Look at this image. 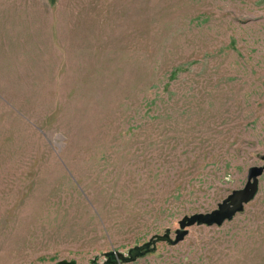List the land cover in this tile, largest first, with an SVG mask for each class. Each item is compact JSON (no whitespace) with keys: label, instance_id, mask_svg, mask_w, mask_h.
Listing matches in <instances>:
<instances>
[{"label":"rangeland","instance_id":"obj_1","mask_svg":"<svg viewBox=\"0 0 264 264\" xmlns=\"http://www.w3.org/2000/svg\"><path fill=\"white\" fill-rule=\"evenodd\" d=\"M263 155L264 0L0 2V264H264V172L231 220L116 255Z\"/></svg>","mask_w":264,"mask_h":264},{"label":"water","instance_id":"obj_2","mask_svg":"<svg viewBox=\"0 0 264 264\" xmlns=\"http://www.w3.org/2000/svg\"><path fill=\"white\" fill-rule=\"evenodd\" d=\"M264 159V155L262 157ZM264 172V166H252L248 169L247 179L243 187L232 190L217 207L209 212L194 213L191 215L183 216L179 221V228L175 230L174 238L171 237L170 231L167 230L164 234H157L147 242L134 246L128 250V256H123L120 252H116L118 260L130 262L137 257L149 252L157 241H166L168 244L174 245L181 241L187 234L186 227L193 224H206V225H221L226 220H231L237 212L244 208V204L251 201L258 191V177ZM114 252L107 253L108 256L113 257ZM111 263L108 260V264ZM57 264H75L74 261L60 260Z\"/></svg>","mask_w":264,"mask_h":264},{"label":"crops","instance_id":"obj_3","mask_svg":"<svg viewBox=\"0 0 264 264\" xmlns=\"http://www.w3.org/2000/svg\"><path fill=\"white\" fill-rule=\"evenodd\" d=\"M34 2L35 0H1L0 2H7V3H16V2H20V3H22V2H27V3H30V2ZM45 2H46V0H44ZM8 7H6V9H7Z\"/></svg>","mask_w":264,"mask_h":264}]
</instances>
